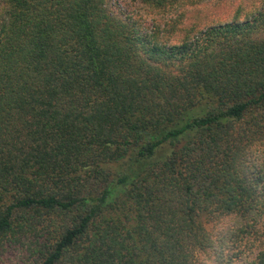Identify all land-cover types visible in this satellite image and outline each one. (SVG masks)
<instances>
[{"label": "trees", "instance_id": "trees-1", "mask_svg": "<svg viewBox=\"0 0 264 264\" xmlns=\"http://www.w3.org/2000/svg\"><path fill=\"white\" fill-rule=\"evenodd\" d=\"M202 1L0 0V264H264V0Z\"/></svg>", "mask_w": 264, "mask_h": 264}, {"label": "rangeland", "instance_id": "rangeland-1", "mask_svg": "<svg viewBox=\"0 0 264 264\" xmlns=\"http://www.w3.org/2000/svg\"><path fill=\"white\" fill-rule=\"evenodd\" d=\"M114 12H123L130 15L140 16L142 19V27L145 30H150L154 23L153 14H146L144 11L139 10L136 0H107ZM260 1V0H259ZM259 1L256 3L258 4ZM238 0H203L202 2L194 4L182 5L178 12H171L167 17L178 18L177 22H183V26L188 25L190 22H197L199 20L221 19L226 20L230 17V13L238 5ZM152 15V16H150ZM182 34L175 32L171 35L173 41H177ZM200 259L204 260L205 257L200 255Z\"/></svg>", "mask_w": 264, "mask_h": 264}]
</instances>
